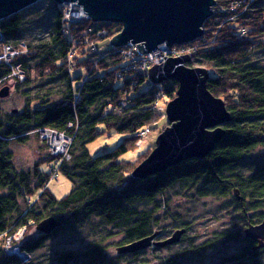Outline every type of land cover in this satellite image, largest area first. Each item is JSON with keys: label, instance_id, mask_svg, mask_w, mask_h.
<instances>
[{"label": "trees", "instance_id": "1", "mask_svg": "<svg viewBox=\"0 0 264 264\" xmlns=\"http://www.w3.org/2000/svg\"><path fill=\"white\" fill-rule=\"evenodd\" d=\"M216 2L212 18L204 22L203 35L189 44L192 51L187 65L209 72L207 88L223 99L230 115L223 126L225 136L202 160H183L163 173L132 184H128V176L154 143L133 160L121 156L136 146V133L169 124L165 112L159 109V100L174 98L177 82L152 83L146 71L123 69L127 60L118 47L109 45L100 50L102 42L109 43L121 30L119 23L89 18L67 21L64 7L52 0L55 8L48 40L30 45L20 39V13L0 20L6 41L15 47L24 45L18 61L26 78L23 82L13 81L14 90L20 93L33 78L57 77L60 82L50 94L30 97L26 89L22 90L26 98L23 106L9 113H3L0 101V264H30L31 251L40 247L41 238L63 227L75 228L88 217L120 229L123 238L117 252L126 253L122 249L131 242L154 232H158L155 238L161 234L153 228L158 225L154 222L165 208L166 190L175 183L184 185L188 192L195 189L200 195L232 197L245 217V227L264 219V65L251 62L252 53L264 49V0ZM101 30L105 31L103 35ZM9 71L5 63H0V79ZM146 81L149 86L142 88ZM7 83L3 81L1 86ZM42 127L73 137L71 159L59 167L71 182L70 191L62 198L48 190L55 168L47 150L31 170L25 171L16 168L9 149L12 140L23 143L29 133ZM109 132L122 134L123 138L113 149L92 156L87 144ZM251 155L252 160L245 163ZM43 163H48V169H42ZM247 165L250 168L243 170ZM35 193L38 195L32 200ZM248 212L256 213L255 220ZM51 216L62 224L40 239L28 241L27 235L23 238L20 247L30 254L28 261L4 252L6 237L29 221L36 228ZM246 239L248 243L238 256L253 259L257 242ZM100 245L93 244L84 255H89L90 262L106 264ZM76 257L63 252L57 264H68ZM159 264L175 263L168 258Z\"/></svg>", "mask_w": 264, "mask_h": 264}, {"label": "rangeland", "instance_id": "2", "mask_svg": "<svg viewBox=\"0 0 264 264\" xmlns=\"http://www.w3.org/2000/svg\"><path fill=\"white\" fill-rule=\"evenodd\" d=\"M54 8L52 0H38L19 11L22 20L19 31L20 39L30 45L47 41ZM67 10V7H64L65 18L70 15L67 14ZM103 34L101 33V35ZM109 45L108 42H102L99 48L103 51L108 49ZM251 62L264 65V49L254 51L251 55ZM12 82L8 81L5 84L9 87L8 95L0 97L3 113H9L11 109L23 106L26 99L25 95H22L24 89L31 97L36 94H50L60 85L57 77L39 80L33 78L31 83L25 85V88L18 93L14 90ZM148 86V81L142 84V88ZM168 101L167 97L161 98L159 109L164 111ZM36 102H33L34 106H36ZM164 118L166 119V116ZM165 127L161 126L149 130L143 144L124 153L121 159L133 160L137 154L152 147L157 135ZM122 138L123 135L117 132L104 133L89 142L87 148L90 154L94 156L113 149ZM9 149L13 153L16 168L25 171L32 169L38 157L47 154L46 145L42 143L34 131L27 135L23 143L12 140ZM252 158L253 155L245 163H249ZM248 168L250 165L243 166V170ZM42 169H48V163H43ZM70 188V180L61 172L58 173L57 179L48 182V190L56 198H62L70 191ZM37 195L38 193H35L31 199L34 200ZM164 199L166 200L165 208L163 212L158 213L159 219L154 222L158 225L153 226L154 229L161 231L155 241H164L173 234L175 229L185 230L186 228L176 242L160 246L152 244L146 249L140 250V254L136 255V252L134 254L133 252L119 253L117 247L121 245L122 232L120 229L101 223L96 217L86 218L75 228L63 227L56 234L45 238H41L42 233L36 230L35 223H31L23 238L25 235H27L28 241L41 238V243L39 248L31 251L30 264H57L59 256L63 252L77 255L74 261H70L68 264H98L96 261L90 262L89 255H84L95 243L103 244L100 246L105 252L106 264H159V261L168 258L173 260L175 264L264 263V246L256 250L257 254L253 259L238 256L248 242L243 233L244 228H246L244 225L245 217L237 208L232 197L200 195L195 189L188 192L184 185L175 183L166 190ZM247 214L250 215L251 220H255L256 213L248 212Z\"/></svg>", "mask_w": 264, "mask_h": 264}, {"label": "water", "instance_id": "3", "mask_svg": "<svg viewBox=\"0 0 264 264\" xmlns=\"http://www.w3.org/2000/svg\"><path fill=\"white\" fill-rule=\"evenodd\" d=\"M38 0H0V20L16 14ZM59 5L76 3L94 22L121 24V30L110 38V45L122 47L134 43L140 54L153 51L159 45L168 47L191 43L200 38L204 22L213 16L216 0H53ZM189 55L168 57L152 66L148 79L155 84L174 80L176 95L164 108L169 124L157 135L150 153L132 170L128 184L189 158L202 160L225 136L224 124L229 113L223 99L207 88L209 72L204 68L187 65ZM9 93V87L0 89V97ZM237 194V192H236ZM62 222L56 217L41 220L36 229L49 234ZM184 230H177L164 241H155L158 232L135 240L123 251L138 252L152 244L176 242ZM244 236L264 246V219L244 229ZM264 264V263H262Z\"/></svg>", "mask_w": 264, "mask_h": 264}, {"label": "built area", "instance_id": "4", "mask_svg": "<svg viewBox=\"0 0 264 264\" xmlns=\"http://www.w3.org/2000/svg\"><path fill=\"white\" fill-rule=\"evenodd\" d=\"M67 7V15L65 19L68 21H79L88 18L84 11L76 3H69L62 5ZM105 33L104 30L100 31ZM190 43L183 45H175L168 47L166 44L159 45L157 49L140 54L134 43H127L122 47H118L119 51L126 57L127 64L124 66V70L134 69L136 71H146L157 64H160L168 57H177L180 55H189L192 51ZM24 45L19 47L13 46L6 41L5 36L0 31V63H5L9 67V73L4 78L0 79V87L3 81H18L23 82L26 78L25 71L22 64L18 61L19 55L23 53ZM71 126V125H68ZM148 128L139 131L135 134V145L140 147L146 136ZM38 138L46 145L48 153L54 159V168L50 179H57L59 173V167L66 161L71 159L70 147L73 137L66 134L64 131H59L50 127L38 128L34 131ZM33 223L29 221L28 225H23L16 230L13 234L9 235L5 239L4 252L8 256H17L23 262L30 259V254L20 247V242L27 227Z\"/></svg>", "mask_w": 264, "mask_h": 264}]
</instances>
